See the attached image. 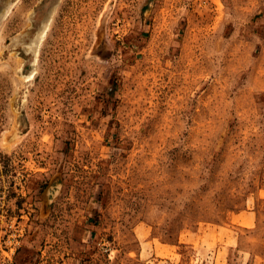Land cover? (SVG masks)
<instances>
[{"label": "rangeland", "instance_id": "rangeland-1", "mask_svg": "<svg viewBox=\"0 0 264 264\" xmlns=\"http://www.w3.org/2000/svg\"><path fill=\"white\" fill-rule=\"evenodd\" d=\"M0 264H264V0H0Z\"/></svg>", "mask_w": 264, "mask_h": 264}]
</instances>
